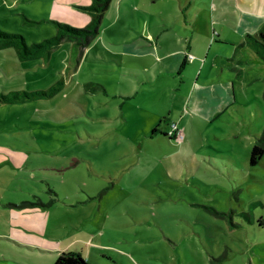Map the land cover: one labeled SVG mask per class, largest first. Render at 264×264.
Listing matches in <instances>:
<instances>
[{
    "label": "rangeland",
    "instance_id": "374dc122",
    "mask_svg": "<svg viewBox=\"0 0 264 264\" xmlns=\"http://www.w3.org/2000/svg\"><path fill=\"white\" fill-rule=\"evenodd\" d=\"M69 1L0 0V28L33 45L55 20L87 26ZM198 1L112 0L83 53L71 41L39 59L0 50V92L61 82L0 104V264H54L62 251L90 264H264V156L248 162L264 130V64L239 47L242 12L264 18V0ZM196 18L193 52L221 59L169 72L160 59L190 53ZM212 31L235 46L213 45ZM200 74L234 86L214 119L196 108ZM174 129L179 140L160 133Z\"/></svg>",
    "mask_w": 264,
    "mask_h": 264
},
{
    "label": "trees",
    "instance_id": "16d2710c",
    "mask_svg": "<svg viewBox=\"0 0 264 264\" xmlns=\"http://www.w3.org/2000/svg\"><path fill=\"white\" fill-rule=\"evenodd\" d=\"M112 0H93L90 5L79 6L84 10H87L90 14V23L85 27H76L68 22H62L55 20L57 25V33L45 39L42 42H36L33 45L27 43L25 37L22 34L8 32L0 28V50L7 48H15L17 53L24 59H39L49 54L51 49L59 46L64 41H71L72 44L83 53L84 49L89 47L92 41L98 36L100 32V26L103 21L105 12L108 10ZM27 22L36 23L27 19ZM246 41L239 47L248 45L251 49L252 55L260 59L264 64V27L261 30L255 32H247ZM58 85L51 86L48 90H34V91H22L12 90L10 92H0V104L4 103H17L20 101H26L35 98H42L52 96L54 92L58 90ZM232 102L230 106L234 105ZM222 114V113H221ZM220 114V115H221ZM162 121L157 122L151 130V135H155L161 126ZM177 129H174L172 133L160 132L169 140H177ZM264 156V130L263 133L256 137V142L251 150L249 156V164L255 166L259 164ZM54 264H90L80 253L73 251H62L58 256Z\"/></svg>",
    "mask_w": 264,
    "mask_h": 264
},
{
    "label": "crops",
    "instance_id": "0c3cea01",
    "mask_svg": "<svg viewBox=\"0 0 264 264\" xmlns=\"http://www.w3.org/2000/svg\"><path fill=\"white\" fill-rule=\"evenodd\" d=\"M62 1H69V0H62ZM74 1H75V4L79 6L90 5L89 0H74ZM206 6H207V10L209 11V13H207L206 11L205 15L206 16L208 15V17H210L212 20L211 22H213L214 14L215 12L218 11V7L217 5H214L212 7V5L210 4H207ZM241 18H242L241 25L244 28L243 31L245 35L247 32L258 31L257 29L259 28V26L262 25V22L264 20V18L248 13V11L242 12ZM190 25H191L190 31L192 27L193 29L191 32L192 33L191 39L189 41V50H190L189 54L195 55V59H191L188 56L189 54L183 51H177L174 53H166L161 57L160 64L162 67H165L166 65L169 72H178L180 74L185 69V67H187L188 65H194L195 63H198L201 69H204L206 66L209 65V70H212L213 67L215 66L217 67V60L221 59L222 55L220 54H216L214 56L211 55L210 57L208 54V56L206 55L207 57H204L200 54H196L195 52H193L192 49L195 47L194 46L195 41L198 40L199 36H203V33L201 32V26L197 18L195 19V21H193L192 19V24ZM213 34L214 32L212 31V35ZM139 37L140 36L135 37V39L133 38V40H131L130 42L137 41L140 43L141 41ZM158 42L159 43H157V47L162 48L160 44V40H158ZM212 44L226 46L225 47L226 49H229L230 47L235 46L234 44L220 40V34H214L213 39H212ZM157 47H154L152 45L147 49L148 51L154 52L157 54ZM139 48L141 47L139 46ZM127 51H131V50L127 47ZM136 51L139 52L138 49ZM193 90H194V93L196 94L195 97L197 100V105H196L197 111H199L205 117H208L210 119L216 118L218 115L223 113L227 108H229V105L232 102H235L233 83L227 79H223V80L210 79L209 76H207V78L205 79H201V74H200L198 80L196 81L194 85ZM4 91L7 92L6 90Z\"/></svg>",
    "mask_w": 264,
    "mask_h": 264
},
{
    "label": "built area",
    "instance_id": "2783aa9c",
    "mask_svg": "<svg viewBox=\"0 0 264 264\" xmlns=\"http://www.w3.org/2000/svg\"><path fill=\"white\" fill-rule=\"evenodd\" d=\"M182 136H183L182 132H180L179 130H177V132H176L177 140H179L180 138H182Z\"/></svg>",
    "mask_w": 264,
    "mask_h": 264
}]
</instances>
